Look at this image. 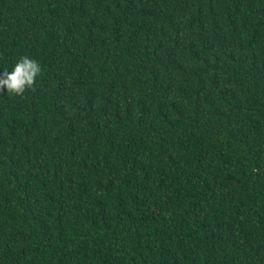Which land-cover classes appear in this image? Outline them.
Instances as JSON below:
<instances>
[{
    "label": "trees",
    "instance_id": "1",
    "mask_svg": "<svg viewBox=\"0 0 264 264\" xmlns=\"http://www.w3.org/2000/svg\"><path fill=\"white\" fill-rule=\"evenodd\" d=\"M0 264H264V0H0Z\"/></svg>",
    "mask_w": 264,
    "mask_h": 264
},
{
    "label": "clouds",
    "instance_id": "2",
    "mask_svg": "<svg viewBox=\"0 0 264 264\" xmlns=\"http://www.w3.org/2000/svg\"><path fill=\"white\" fill-rule=\"evenodd\" d=\"M41 72L38 61L23 56L12 72L4 71L0 74V92H3L6 87L8 93L22 95L27 89L34 88L36 77Z\"/></svg>",
    "mask_w": 264,
    "mask_h": 264
}]
</instances>
